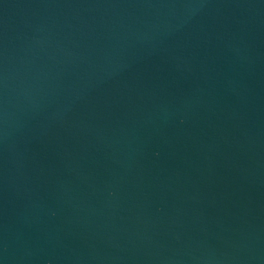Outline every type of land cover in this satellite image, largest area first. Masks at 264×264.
I'll use <instances>...</instances> for the list:
<instances>
[{
  "label": "water",
  "instance_id": "1",
  "mask_svg": "<svg viewBox=\"0 0 264 264\" xmlns=\"http://www.w3.org/2000/svg\"><path fill=\"white\" fill-rule=\"evenodd\" d=\"M0 264H264V0H0Z\"/></svg>",
  "mask_w": 264,
  "mask_h": 264
}]
</instances>
